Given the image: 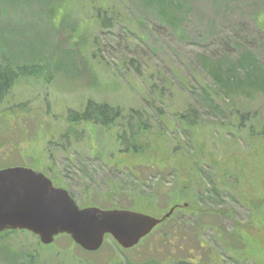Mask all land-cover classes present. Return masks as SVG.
<instances>
[{"label": "rangeland", "instance_id": "rangeland-1", "mask_svg": "<svg viewBox=\"0 0 264 264\" xmlns=\"http://www.w3.org/2000/svg\"><path fill=\"white\" fill-rule=\"evenodd\" d=\"M98 1L0 0V64L46 70L20 79L0 109L12 131L0 137V169L43 173L81 208L102 209L98 202L113 194L125 204L140 196L132 211L156 218L174 206L166 193L187 181L189 167L205 186L193 183L172 220L134 249L106 238L91 253L66 235L45 246L11 231L0 235V264H264V0H189L178 23L150 14L145 0H106L119 16L110 28L98 24ZM242 63L249 70L237 77ZM216 69L232 92L221 91ZM88 100L154 118L161 105L166 114L143 154L122 155L114 131L64 137L68 111ZM192 107L200 121L188 132L177 120ZM141 164L162 172H136L147 179L139 185L129 168Z\"/></svg>", "mask_w": 264, "mask_h": 264}, {"label": "trees", "instance_id": "trees-1", "mask_svg": "<svg viewBox=\"0 0 264 264\" xmlns=\"http://www.w3.org/2000/svg\"><path fill=\"white\" fill-rule=\"evenodd\" d=\"M141 2V1H140ZM189 2V0H145V3H148V9L150 14L162 15L168 19L169 22L178 23L180 17L184 15L183 7ZM152 4V6H151ZM84 7H88L85 4ZM93 9L95 13V17L97 18L98 24L100 27L103 28H110L116 22L119 21V16L114 15V12L110 13L111 10L108 6L106 0H99L97 3L94 2ZM181 11V12H179ZM244 63L237 64V77L240 70L248 71L249 67L240 68ZM222 68V67H221ZM235 69H232V71ZM256 70L259 72L258 68ZM44 67H36V66H19L13 67L8 63L0 64V109L3 107L7 98L11 94L13 88L15 87L16 83L23 78H38L40 75H45ZM236 72V70H235ZM234 74V71H233ZM261 74V73H260ZM212 76L217 81V85L219 86L221 91L224 92H232L230 90L232 80L231 78H226L224 73H221L220 69L212 70ZM248 81L251 83L256 84V79L251 77L248 72L245 75ZM238 79V78H237ZM254 84V85H255ZM154 91V90H153ZM207 99L211 101L213 104L214 97L210 94V92L206 91ZM159 104H162L158 102ZM158 106L152 107V111L154 112L156 118H154L151 114H149L146 110H130L125 111V109L111 105L109 103H99L94 100H88L85 104L83 110H69L66 117V122L68 125V129L64 137H66L67 141L70 142L73 140L74 142H79L83 138V135L89 134L91 136H97L99 133H109L114 131V141L116 144V149L122 155L132 154L133 156H138L144 153L145 142L147 141V136L153 132L156 128L157 122L161 121V118L166 114V112ZM179 123L185 126V129L188 132L190 130L196 129L199 125V111L195 108H189L185 113H182L178 117ZM11 122L7 120L6 117H0V137L6 138L9 137L12 133L10 130ZM159 130L161 128L159 127ZM71 139V140H70ZM146 140V141H145ZM20 147L15 145L12 148L18 151ZM1 148V146H0ZM3 150V149H2ZM0 149V152L2 151ZM160 166L152 164V165H135L132 168H129L130 174L135 179L134 181L137 182L139 185L144 186L147 179H142L136 175V172H140L144 174L145 171L151 172H162L159 168ZM170 171L177 176V166L176 164H172V166H166ZM194 167V166H193ZM189 167L187 170L189 175L187 174V181L184 182H176L177 186L170 189L166 193L167 201V208H171L179 205H175L176 203L189 199L192 195V192L195 190H199L200 188H204V184L201 183L200 179L198 178V174L195 172L194 168ZM9 168V167H8ZM117 169V168H116ZM1 170V169H0ZM118 170V169H117ZM197 170V168H196ZM134 171V172H132ZM164 171V170H163ZM199 171V169H198ZM200 172V171H199ZM179 176H177L178 178ZM180 178V177H179ZM193 183L199 187L196 189L194 187H190ZM175 184V185H176ZM141 186V187H142ZM159 190V189H158ZM72 197L76 200L75 196L71 193ZM117 194H113L110 198L104 199L102 202H98V206H100L103 210H112V209H121V210H133L138 209L141 206L142 199L139 197L133 198L132 204H125L123 202H119L116 200ZM196 197V195H195ZM107 201V202H106ZM172 207V208H173ZM179 208H177L178 210ZM169 212V211H168ZM174 214L167 219L163 224L157 227L151 235L159 228L165 226L169 223ZM11 231H5L2 234H7ZM17 232V231H12ZM149 235V236H151ZM148 236V237H149ZM146 239V238H145ZM136 248V247H135ZM177 264H190V262L186 261H179Z\"/></svg>", "mask_w": 264, "mask_h": 264}, {"label": "water", "instance_id": "water-1", "mask_svg": "<svg viewBox=\"0 0 264 264\" xmlns=\"http://www.w3.org/2000/svg\"><path fill=\"white\" fill-rule=\"evenodd\" d=\"M177 208L162 218L132 210L81 208L68 191L55 187L43 173L25 167L0 170V233L29 232L45 246L66 235L91 253L101 250L106 238L123 250H131Z\"/></svg>", "mask_w": 264, "mask_h": 264}]
</instances>
